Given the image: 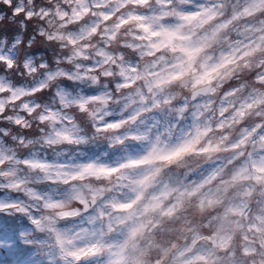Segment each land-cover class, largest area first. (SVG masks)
Masks as SVG:
<instances>
[{
    "label": "clouds",
    "instance_id": "clouds-1",
    "mask_svg": "<svg viewBox=\"0 0 264 264\" xmlns=\"http://www.w3.org/2000/svg\"><path fill=\"white\" fill-rule=\"evenodd\" d=\"M0 264H264V0H0Z\"/></svg>",
    "mask_w": 264,
    "mask_h": 264
}]
</instances>
